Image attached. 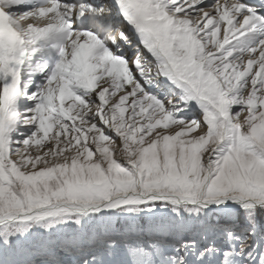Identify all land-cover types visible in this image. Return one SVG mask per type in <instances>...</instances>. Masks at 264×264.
<instances>
[{
    "label": "snow or ice",
    "instance_id": "1",
    "mask_svg": "<svg viewBox=\"0 0 264 264\" xmlns=\"http://www.w3.org/2000/svg\"><path fill=\"white\" fill-rule=\"evenodd\" d=\"M0 264H264V0H0Z\"/></svg>",
    "mask_w": 264,
    "mask_h": 264
}]
</instances>
